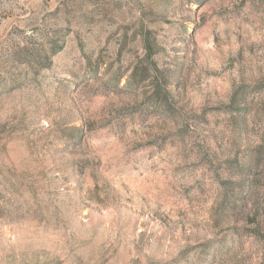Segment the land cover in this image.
<instances>
[{
  "label": "rangeland",
  "instance_id": "1",
  "mask_svg": "<svg viewBox=\"0 0 264 264\" xmlns=\"http://www.w3.org/2000/svg\"><path fill=\"white\" fill-rule=\"evenodd\" d=\"M0 264H264V0H0Z\"/></svg>",
  "mask_w": 264,
  "mask_h": 264
}]
</instances>
